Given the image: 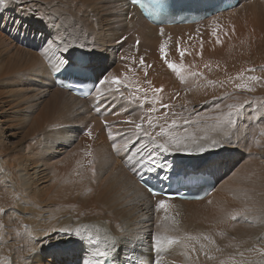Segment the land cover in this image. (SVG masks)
I'll list each match as a JSON object with an SVG mask.
<instances>
[{"label":"bare ground","instance_id":"6f19581e","mask_svg":"<svg viewBox=\"0 0 264 264\" xmlns=\"http://www.w3.org/2000/svg\"><path fill=\"white\" fill-rule=\"evenodd\" d=\"M233 1L173 26L129 0L0 3V264H101L105 237L113 264H241L239 252L264 264V0ZM74 67L96 77L87 98L55 85L56 70ZM161 128L190 150L164 152L144 135ZM198 168L212 183L201 200L138 183Z\"/></svg>","mask_w":264,"mask_h":264},{"label":"snow or ice","instance_id":"6c2138e0","mask_svg":"<svg viewBox=\"0 0 264 264\" xmlns=\"http://www.w3.org/2000/svg\"><path fill=\"white\" fill-rule=\"evenodd\" d=\"M4 2H5V0H0V3H4ZM139 2H140V0H131V3L133 5H136ZM161 32H163V30H161ZM213 34L215 35V33H213ZM219 42H220L219 39H217V43H219ZM160 52H161V58H164L166 54H165V47H164L163 44H161V46H160ZM180 55H181V57H183L184 56V52L181 51ZM141 63L143 64V58H141ZM165 63L168 64V67L170 69H173L174 71H177V73H179V71L183 68V65L177 66L174 63H170L166 59H165ZM249 79L257 80L259 78L255 77V76H252V77H249ZM106 82H107V78H105V80H101L100 81L101 84L106 83ZM111 83L118 85V84L121 83V81L117 77H112L111 78ZM236 87L237 88H243L245 86L244 85H236ZM155 91L159 92L161 90L160 89H155ZM164 107H167V105H165ZM150 111H154V109H151ZM148 123L151 125V123H152L151 118H149ZM172 123L175 124V121H173ZM186 123H187V121H186ZM135 127H136L137 130H140L142 128V124H136ZM88 134L91 135L90 132ZM144 135L149 136L150 139L154 143H156V146L159 149H161L162 151H164V152H168V151H172V150H174V151L190 150V149H188L187 144L182 143V141L184 139H186V137H180L178 134L171 133L170 131H167L164 128H161V130L159 132H157L154 136L148 131H144ZM158 137H167L168 139L165 140L163 143H160L158 141ZM193 143H195L194 140H193ZM216 143H217L216 141H212V145L211 146H215ZM114 147H115V145H114ZM196 150L203 152L205 149L203 147H201V146H198ZM140 163L145 165L148 168L149 171L153 170L152 169L153 165H156V161H155L154 157L151 154H148L146 157H142ZM153 195H156V193L154 191H153ZM156 209H157V211H160V210L167 211V205H166L165 200H160L156 204ZM233 219H235V216H233ZM219 235H223V233H219ZM189 239H195V238L194 237H190ZM203 239L205 241H208L210 244L214 243V241H212L211 238L209 236H207V235H204ZM88 240H89V242L91 244L100 243V237L97 236V237L93 238L91 233L88 234ZM104 240H105L104 248H100V247L96 248L95 253H94L96 256L108 257L110 252L115 250V245H114V243L110 242V238L109 237H105ZM168 242L170 244L171 243H175V241H172V240H169ZM154 247H156L157 252L160 251V249L156 246V244H154ZM204 247H205L204 245H201L202 249ZM104 249H107V250H104ZM217 251H221V249L217 248ZM255 251L261 253V255H264V249H255ZM237 254L242 258L241 264H249V262L244 259V253L243 252H239ZM207 258L208 259H215V257H213L211 255H208ZM230 259H234V258L230 257ZM155 264H159V261H156ZM220 264H224V261H221Z\"/></svg>","mask_w":264,"mask_h":264},{"label":"rangeland","instance_id":"374dc122","mask_svg":"<svg viewBox=\"0 0 264 264\" xmlns=\"http://www.w3.org/2000/svg\"><path fill=\"white\" fill-rule=\"evenodd\" d=\"M82 51V52H86L89 56H88V58L89 59H91L92 58V56H91V53L89 52V51H86V50H83V49H79V48H76L74 51ZM74 51L72 52V54L70 55V57H69V60L71 59V56L73 55V53H74ZM91 63H92V61H90ZM11 138V137H10ZM185 164H186V161H184V162H181L180 163V167H184L185 166ZM192 169L193 170H195V169H197V167H192ZM199 169V168H198ZM199 171H202V170H200L199 169ZM198 172V171H197ZM49 257V258H48ZM61 257L62 256H60V257H58V256H53V257H51V256H46V261H48L50 264H64V263H62V259H61Z\"/></svg>","mask_w":264,"mask_h":264}]
</instances>
